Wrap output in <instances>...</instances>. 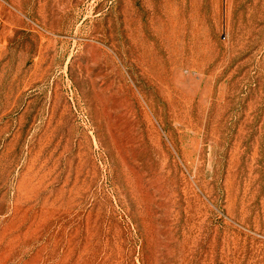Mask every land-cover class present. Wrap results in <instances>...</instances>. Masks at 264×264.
Returning <instances> with one entry per match:
<instances>
[{
	"label": "rangeland",
	"instance_id": "1",
	"mask_svg": "<svg viewBox=\"0 0 264 264\" xmlns=\"http://www.w3.org/2000/svg\"><path fill=\"white\" fill-rule=\"evenodd\" d=\"M0 264H264V0H0Z\"/></svg>",
	"mask_w": 264,
	"mask_h": 264
}]
</instances>
